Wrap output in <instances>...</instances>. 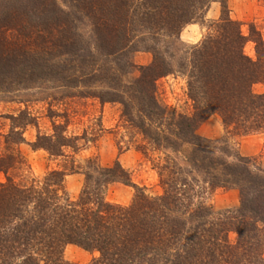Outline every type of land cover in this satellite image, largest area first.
<instances>
[{"label":"trees","instance_id":"obj_1","mask_svg":"<svg viewBox=\"0 0 264 264\" xmlns=\"http://www.w3.org/2000/svg\"><path fill=\"white\" fill-rule=\"evenodd\" d=\"M69 1L88 17L96 49L126 56L128 44L145 42L144 48L152 54L149 64L138 66L134 81L122 86L131 90L137 104L132 126L146 139L138 149L144 154L148 150L164 154L163 163L155 165L163 192L149 196L117 160L102 166L92 158L80 168L84 181L75 200L63 183L66 172L77 171L73 161L39 180L18 182L12 172L27 163L17 145L23 142V129L31 119L22 112L10 116L11 127L3 136L6 151L0 155L4 175L0 264H73L63 255L68 244L98 252L87 264H264V170L253 171L250 158L237 153H232L230 162L210 156L208 141L196 133L198 125L216 113L236 133L259 130L264 135V92L253 90L254 84H264V41L259 32L252 26L244 35L242 23L230 17L226 0ZM211 1L220 2L218 18L209 22L200 42L182 50L178 65L185 69L193 112L167 115L156 98L155 81L173 70L171 59L180 51L182 28L203 20ZM9 9L13 20L17 14L23 17L18 24L8 20L2 25L14 26L17 35L15 40L0 36V72L10 69L23 79L42 76L62 81L67 78L65 65L70 63V78L78 82L88 55L94 58L84 53L75 15L58 0H12ZM247 39L255 43V58L243 50ZM63 54L68 55L67 62L54 61ZM2 74L0 84L6 81ZM119 84L113 96L100 92L98 96L127 105ZM76 139L53 125L52 134H38L31 146L63 155L65 147L77 149ZM185 145L191 148L181 154ZM207 156L209 163L204 162ZM179 161H186L187 167H180ZM194 171L206 176L202 182L209 189L236 186L239 205L213 211L195 199L191 190L199 178ZM111 182L134 188L128 204L105 198Z\"/></svg>","mask_w":264,"mask_h":264},{"label":"rangeland","instance_id":"obj_2","mask_svg":"<svg viewBox=\"0 0 264 264\" xmlns=\"http://www.w3.org/2000/svg\"><path fill=\"white\" fill-rule=\"evenodd\" d=\"M9 1L12 2V0H0V36L15 40L17 33L14 26L8 28L2 25L8 20L18 24V20L23 15L17 14V20H13L14 17L12 18L13 15L9 11L11 6ZM58 1L75 15L73 19L77 25V34L84 47V53H91L94 59L92 60L88 55L83 64L84 74L77 78V84L70 78L72 77L70 63L65 65L67 69L64 73L67 78L62 81L48 80L42 76L23 79L20 77L22 74L15 77L10 69L0 72H3L2 75L6 80L0 84V155L6 151L3 136L11 127L9 117L22 112L31 120L23 129V142L17 145L18 151L27 163L26 166L12 172L18 182L27 184L31 179L39 180L51 170L67 168L69 162L73 161L77 171L66 172L63 183L69 197L75 200L84 181L80 168L84 167L87 159H95L102 166H111L117 160L129 173L131 181L142 187L147 195H160L163 188L155 165L163 163L164 154L157 150H148V153L144 154L138 149L146 139L132 126L130 118L136 119L137 104L131 90L128 89V92L122 86L132 83L139 75V65H147L151 62V52L144 48L145 42H138V44H128L129 50L126 56L117 53L104 54L105 52H101L103 50L95 47V37L88 17L74 10V3L69 0ZM226 1L230 17L242 23V33L248 36L249 28L253 26L264 41V0ZM219 13L220 2L211 1L203 20L194 21L182 28L179 34L181 44L178 45L180 51H177L171 59L173 70L155 81L156 98L165 108L167 115L172 112L190 115L193 112V102L188 96L185 69L178 66L180 54L183 53V49L188 50L190 46L200 42L207 32L209 22L218 18ZM109 49L110 47L106 46V50ZM243 50L252 58L257 56L255 43L250 39L246 40ZM68 60L66 54L54 59L55 62ZM118 84L117 89L121 91V96L127 105L119 101L101 100L98 96L99 92L104 97L113 96L112 91H116L115 87ZM253 90L264 92V84H254ZM124 111L129 113L124 114ZM53 125H60L63 134L67 137L77 136L78 139L75 141L77 149L65 147L63 155H51L42 147L32 148L31 145L38 134L53 133ZM196 133L208 141L207 149L210 156H220L230 162L234 160L232 153H237L250 158L249 166L253 171L264 170V135L261 131L236 133L231 126L226 127L220 116L214 113L198 125ZM190 148L191 146L185 145L180 149V153L184 154ZM199 154L202 155V152ZM208 161L209 156L204 159L205 163H209ZM179 165L182 168L187 167L186 161H179ZM193 175L199 178V183L195 182L192 185L191 192L195 193L194 198L203 201L213 211H222L239 205L240 195L236 186L209 189L207 183L202 182L203 178H206L204 174L194 171ZM2 180L4 175L0 172V181ZM133 193L132 186L111 182L106 188L105 198L110 202L124 205L129 203ZM234 237V233L229 234L231 240H234ZM63 255L73 264H87L98 256V252L68 244L64 248Z\"/></svg>","mask_w":264,"mask_h":264}]
</instances>
